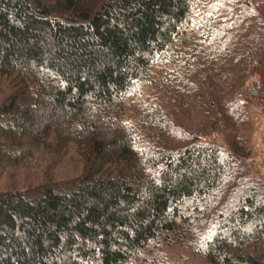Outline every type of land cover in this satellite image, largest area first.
<instances>
[{"label": "trees", "instance_id": "trees-1", "mask_svg": "<svg viewBox=\"0 0 264 264\" xmlns=\"http://www.w3.org/2000/svg\"><path fill=\"white\" fill-rule=\"evenodd\" d=\"M183 41L186 104L224 144L165 139L157 105L125 123ZM0 76L18 87L0 106V163L54 133L84 160L71 185L0 192V264H134L158 239L204 264H264V187L240 136L246 104L264 111V0H0Z\"/></svg>", "mask_w": 264, "mask_h": 264}, {"label": "rangeland", "instance_id": "rangeland-1", "mask_svg": "<svg viewBox=\"0 0 264 264\" xmlns=\"http://www.w3.org/2000/svg\"><path fill=\"white\" fill-rule=\"evenodd\" d=\"M221 0H210L211 4ZM199 5V4H198ZM196 13L192 19L196 22ZM173 44L168 58L154 66L151 87L144 86L125 110V123L135 125L147 104L157 105L162 113L164 138L172 139L175 133L189 132L201 136L202 141L224 144L225 133L222 130H209V117L195 106L186 104V43ZM182 52V53H181ZM249 80V84L254 80ZM13 77L0 76V106L10 95H17L18 87ZM178 86L177 98L166 87ZM185 87V88H184ZM184 97V98H183ZM183 98V99H182ZM127 102V103H128ZM188 104H190L188 102ZM191 105V104H190ZM153 108V107H151ZM246 126L240 136L251 151L250 162L254 166L251 179L264 187V111L255 103L246 104ZM48 111L41 107L33 113L34 117H47ZM73 144L65 142L61 134H52L43 145L32 150L30 157L19 166L9 161L0 163V192L34 190L48 184L71 185L80 179L84 172L82 151ZM134 264H204L201 255L193 251L186 242H174L167 245L163 239L153 242Z\"/></svg>", "mask_w": 264, "mask_h": 264}]
</instances>
